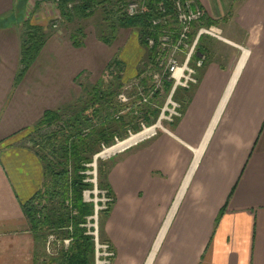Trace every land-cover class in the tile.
I'll list each match as a JSON object with an SVG mask.
<instances>
[{"label":"crops","instance_id":"crops-1","mask_svg":"<svg viewBox=\"0 0 264 264\" xmlns=\"http://www.w3.org/2000/svg\"><path fill=\"white\" fill-rule=\"evenodd\" d=\"M196 2L240 53L225 62L211 45L217 40L203 36L205 64L174 133L112 159L114 202L105 225L116 246L112 264H264V0ZM78 10L65 18L52 3L0 0V264H35L22 204L42 185L45 169L28 142L47 110L78 97V77L94 70L95 53L107 46L80 25L88 18ZM59 17L56 33L51 24ZM26 21L43 26L48 39L18 77ZM115 25L118 34L127 28ZM119 58L124 75L134 77L140 57L130 69L123 52Z\"/></svg>","mask_w":264,"mask_h":264},{"label":"trees","instance_id":"trees-1","mask_svg":"<svg viewBox=\"0 0 264 264\" xmlns=\"http://www.w3.org/2000/svg\"><path fill=\"white\" fill-rule=\"evenodd\" d=\"M112 1H114L113 4L119 6L117 9L119 13L118 16L116 15L117 19L115 23L137 28L139 30L140 44L147 48L145 36L148 34V27H150L149 20L152 17L162 15L158 11V6L162 5L164 7L166 10L165 15H173L171 0H143L146 5V11L136 16H128L124 13L123 7L127 4L124 0L84 1L76 5L73 11H68L66 8L67 0H62L59 3V8L65 18L75 15L72 13H77L76 9L79 8V17L86 19L93 14L94 10L90 8H93L94 5L99 3L113 5ZM216 23L215 20H212L204 12L201 23L196 24L195 28L197 30L199 25L210 26L217 25ZM112 27L115 29V25ZM159 28L155 29V35L159 31ZM77 33L83 35L82 28H79ZM104 36L102 35L101 38L104 42L108 43V37L105 38L106 36ZM78 38V35L72 36V42L77 47L82 45L81 40ZM47 39L48 34L43 26L27 21L24 22L20 35L21 68L18 77H22L35 62ZM202 40L203 38L200 39L197 49L200 53L202 52ZM148 50L147 62L149 61L150 66L153 49L148 48ZM119 64L118 60L111 61L108 64L104 73H109L112 77L111 80L105 82L101 78V81L95 84L90 91H86L88 92V101L83 104L84 107L81 110L77 106L78 103L80 104V100L76 104H73L76 105L73 109L75 111L69 116L67 112L72 108L71 106L67 107V109L56 111L47 110L34 127L32 139L37 140L34 142L33 147L44 164V181L32 197L22 204V209L29 221L30 231L36 244H39L41 241L46 242L53 235H56L62 244L60 249L58 248L57 252L51 256L48 264L94 263V236L88 234L87 228L82 225L87 222L89 216L94 215L93 204L85 202L83 198V192L93 187V184L86 180L88 177L85 173L87 171L86 164L92 162L94 155L99 153L103 147H110L115 143L118 130L113 127L112 122L116 120L114 119V115L124 109V107L129 120L125 121V118L122 116L118 119L120 127L124 132V135H120L121 139L128 136V126L135 133L140 131L137 120L139 116L135 114L138 109H136L137 105L133 104L128 108L117 99L118 93L125 85L122 76L123 64L119 74L114 73L117 70L111 72V69L114 65L119 66ZM149 66L148 69L152 71L153 65ZM140 73L137 75V79L144 80L142 81V85L146 86L147 77L143 76L144 71ZM165 85L168 89L171 87V82L165 81ZM131 93L129 91V94ZM139 111L142 115L141 117L147 123H152L153 117L157 114L155 110L150 108H141ZM90 124H92L90 128L84 129L82 127ZM52 126L55 129L52 128L50 131L41 132L42 129L51 128ZM36 135L38 136L36 137ZM48 152L49 155H52V160H48ZM113 164L114 160H111L107 169L103 170L100 168L99 170V174L101 175L100 185L107 190V193L111 197H113V192L108 175ZM110 211L111 206L103 211V216H109ZM102 228H104L103 223ZM65 239H69L68 245L64 243ZM104 241L108 244L110 243L109 238ZM109 246L112 248L110 244ZM34 263L45 264L44 262H39L36 250L34 253Z\"/></svg>","mask_w":264,"mask_h":264},{"label":"rangeland","instance_id":"rangeland-1","mask_svg":"<svg viewBox=\"0 0 264 264\" xmlns=\"http://www.w3.org/2000/svg\"><path fill=\"white\" fill-rule=\"evenodd\" d=\"M126 1V3L131 2V1H137V2H141L143 0H124ZM112 4L114 3V1L111 2ZM144 3V1H143ZM103 4L100 3L98 6L96 7L94 10V13L88 17L87 20H83L80 21V25L85 28L87 27L88 30L93 31L92 33L95 34L96 36L102 37V35H105L104 37L109 39V42L107 43L105 52L103 53H95V59H94V63H95V68L94 70H88L89 72L92 73V77L89 76V72L85 73V75L83 76H79L78 79L80 81V86H82V91H80L78 97L72 101V103H70L67 107L69 108L70 106L72 107L69 112H67L68 116L72 115V112H74L75 110H73L76 105L77 101L80 100V104L78 103V108L79 110H81V108H83V104L87 103L86 101H88V96L86 91H90L91 88L97 84L98 82L101 81V78L105 80V82H108L111 80V75L108 73H104L108 64L111 61L114 60H118L119 61V66L114 65L111 69V72H114L117 70V72H114L116 74H119L120 70L122 69V61H120V53L123 52V56L127 57V61H131L127 63V68L130 69V66H133L136 58L138 59V66H136L137 68V74L134 77H129L128 74L124 75V71L126 72V67L125 70L123 69V81L125 82V85L123 86V89L118 93L117 99L121 104L126 105V107L129 108V106L135 104L137 105L136 109L137 111L135 112L136 115H138L139 117L137 118L138 120V124H139V128L141 132L144 127L145 128H150V127H155V131L158 133L161 132H165L163 131V129H167L169 132L174 133V127L178 124V121L182 118V116L184 115L185 112V107L187 104V101L189 99V91H192L193 88L198 84H196L195 86L191 87L190 89H180L178 92H176L173 96V100H175L176 102L180 103L181 106V111H182V115L175 118L174 121L170 122L168 120V113H169V109L172 108L170 102H169V92H170V88H166L165 85V78H160L159 77V86L157 89L155 88V78L154 73H152V71L155 69V62H151L150 66H149V61L148 60V54H149V50L148 48L143 45L140 44L139 41V30L137 28H132V27H127L125 30H123L121 33L118 34V29L117 27H115V29H113L115 25V18L117 19L116 15L118 16L119 11L118 9V5L117 4H113V5H108V4H104L105 6H102ZM56 6V5H55ZM57 19V18H55ZM52 25V24H51ZM68 26H71V24ZM74 26V25H73ZM116 26V25H115ZM218 27V26H216ZM54 28V27H53ZM61 26L59 25L57 28H54L53 31H55L56 33H58L57 31H60ZM219 28V27H218ZM220 29V28H219ZM221 31V29H220ZM241 32V31H240ZM62 34V33H61ZM65 36V34H63ZM92 35V34H90ZM221 35L224 39H226V41L223 39H216L217 41L215 42H211V45H214L215 50L217 56L225 61V62H229L232 61V59H235L237 57V55H239L240 53V49L237 46H233L230 43L227 42L231 41L229 40V36L227 35L226 32L221 31ZM242 35V34H241ZM243 36V35H242ZM103 40V39H102ZM88 47V46H87ZM90 49H94V51H92L91 55H94V52L96 51L95 48H93L92 46H90ZM98 51V50H97ZM110 59V62H108ZM135 59V61H134ZM91 64V63H90ZM121 65V67H120ZM152 67V71H150L148 69L149 67ZM126 66V64H125ZM93 68V67H92ZM132 68V67H131ZM144 71L143 76L147 77V83L146 86L142 85V81L144 80H140L137 79V75ZM202 71V70H201ZM201 71L198 73V77L199 74H201ZM141 74V73H140ZM163 80H165L163 82ZM199 82V81H198ZM136 85H142L140 88ZM136 86V87H134ZM143 88V89H141ZM154 91L153 94H150V90ZM133 89H135L133 91ZM129 91L132 92L131 94H129ZM143 94H142V93ZM125 95L126 96V100L123 101L120 96L121 95ZM158 94V95H155ZM84 102V103H82ZM73 105V106H72ZM63 108V109H67ZM141 108H150L152 110L156 111V115L155 117H153L152 119V123H147L146 120L141 117L142 115L140 114V109ZM79 112V111H78ZM79 114V113H78ZM123 117L125 118V121L129 120V116L126 114L125 111V107L124 109L118 111L115 115H114V119H116L115 121L112 122L113 127L116 128L118 130V134H117V138L115 140V143L113 145H116L118 142H121L127 138H129L132 135H135L137 133L134 132V130L129 127V131H128V136L125 137L124 139H121L120 135H124V132L122 130V128L120 127V123L118 122L119 117ZM68 118V117H67ZM160 120V121H159ZM93 123V122H92ZM96 124V123H93ZM92 124L88 125V126H82L84 129L86 128H90ZM52 128H54V126H52L51 128H44L41 130V132H47L52 130ZM55 129V128H54ZM154 130H151L149 132L146 133V135H144L141 139H139L135 144L131 145V146H135L137 144H140L143 141H146L149 137H147L148 135H150ZM38 135H36L37 137ZM35 138V137H34ZM37 139L33 140L32 138L29 139L30 146L35 150L34 146V142H36ZM28 141V140H27ZM112 145V146H113ZM111 147V146H110ZM107 148L109 147H103L102 150L95 154L93 157V161L86 164L87 166V171H85V173L87 174V181L93 184V187L91 189H87L83 192V198L85 202L88 203H92L94 206V215L93 216H89L87 219V222L82 224L84 227L87 228V233L91 234L94 239L95 242V255H94V263L93 264H112L113 259L116 255V246L114 245V243L112 242V240L110 239V236L108 234V232H106L105 226L109 216L106 217L103 216V211L107 210L109 208V206H111L112 209V205L114 202V194L113 197H111L108 193L107 190L105 188H102L100 185V177L101 175L99 174V170L100 168L107 169L109 167V164L111 162L112 159H115L114 157L120 153L119 151H115L112 153H109L108 155L105 156H99V154L103 151H105ZM52 155H49L48 152V160H52ZM113 192V191H112ZM96 208H98V211L96 212ZM102 223H103V227L102 228ZM102 229H103V234H102ZM97 231V237L95 235V232ZM105 235V238H104ZM110 240V245L112 248H110L109 244L107 242H105L104 240L108 239ZM58 240V241H57ZM64 243L66 245H68L69 243V239H65ZM37 245V246H36ZM61 242L59 240V238L56 235L50 236L48 238V240L46 242L41 241L39 244L35 243V248L32 249V252L35 253V250L37 252L38 255V260L39 262H44L45 264L49 263V259L51 258V256H53L58 248L60 249L61 247ZM105 245H107V248H104ZM37 247V249H36ZM113 253V256L109 255L108 253ZM108 260H110L109 263H106Z\"/></svg>","mask_w":264,"mask_h":264},{"label":"built area","instance_id":"built-area-1","mask_svg":"<svg viewBox=\"0 0 264 264\" xmlns=\"http://www.w3.org/2000/svg\"><path fill=\"white\" fill-rule=\"evenodd\" d=\"M40 1L59 5L62 0ZM84 1L92 0H67L66 8L68 11H73L76 5ZM171 2L173 15H165L166 10L162 5H159L158 11L162 15L152 17L149 20L150 27H148V34L145 36L148 48L153 49L152 62L156 64L155 69L152 71L155 83L157 82L155 88L160 87L159 77L171 82L168 97L172 106L168 110V120L170 122L182 115L180 103L172 99L174 94L180 89H190L199 81L198 73L206 60V56L197 50L200 39L206 35L216 39H223L221 31L216 25H199L197 30L195 29L194 31L196 24H200L204 16V12L196 0H171ZM123 11L128 16H136L146 11V5L142 1H131L123 7ZM59 24L60 17L53 20L52 27L57 28ZM157 27L160 28L155 35ZM136 86L140 88L142 85ZM153 92L151 88L150 94L152 95ZM120 98L123 101L127 99L124 94ZM146 129L148 128L144 127L142 131ZM150 129L154 130L155 127H150ZM163 131L169 132L167 129H163ZM156 134L157 132L154 130L147 137L151 138ZM97 211L98 208H96ZM95 235L97 237V231ZM107 247L105 245L104 248ZM108 254L113 256L111 252ZM109 262L110 260L106 263Z\"/></svg>","mask_w":264,"mask_h":264},{"label":"bare ground","instance_id":"bare-ground-1","mask_svg":"<svg viewBox=\"0 0 264 264\" xmlns=\"http://www.w3.org/2000/svg\"><path fill=\"white\" fill-rule=\"evenodd\" d=\"M246 57H247V52L242 56V58L238 64L237 72H239V70H240L241 66L243 65ZM151 130L152 129L148 128L144 131L138 132L137 134L132 135L129 138H127L121 142H118L116 145H113V146L107 148L105 151L101 152L99 154V156H105V155H108L109 153L119 151V150L122 151L125 148H128L131 145L135 144L139 139H141L144 135H146L147 132H149ZM199 155H200V151H197V156H199Z\"/></svg>","mask_w":264,"mask_h":264}]
</instances>
